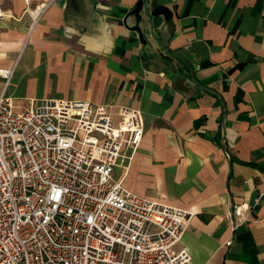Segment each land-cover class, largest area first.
Here are the masks:
<instances>
[{"label": "crops", "instance_id": "crops-1", "mask_svg": "<svg viewBox=\"0 0 264 264\" xmlns=\"http://www.w3.org/2000/svg\"><path fill=\"white\" fill-rule=\"evenodd\" d=\"M47 1L0 0L6 95L139 109L124 185L194 213L176 246L191 264H264V0H148L163 8L153 24L140 0H52L33 22ZM235 206L250 218L233 232Z\"/></svg>", "mask_w": 264, "mask_h": 264}, {"label": "built area", "instance_id": "built-area-1", "mask_svg": "<svg viewBox=\"0 0 264 264\" xmlns=\"http://www.w3.org/2000/svg\"><path fill=\"white\" fill-rule=\"evenodd\" d=\"M51 3L36 6L33 22ZM13 73L0 68V264H191L176 246L194 213L133 192L115 173L143 140L141 111L51 97L20 108L6 95ZM248 210L232 209L231 231Z\"/></svg>", "mask_w": 264, "mask_h": 264}, {"label": "water", "instance_id": "water-1", "mask_svg": "<svg viewBox=\"0 0 264 264\" xmlns=\"http://www.w3.org/2000/svg\"><path fill=\"white\" fill-rule=\"evenodd\" d=\"M163 8L155 6V4L148 2V0H140L136 5L134 12H136L138 19H141V13L144 11L147 19L151 24L154 22V17L158 16L162 12Z\"/></svg>", "mask_w": 264, "mask_h": 264}, {"label": "rangeland", "instance_id": "rangeland-1", "mask_svg": "<svg viewBox=\"0 0 264 264\" xmlns=\"http://www.w3.org/2000/svg\"><path fill=\"white\" fill-rule=\"evenodd\" d=\"M21 97L23 98V97H25V96H21ZM21 97H20V98H21ZM122 161H124V160L122 159ZM122 161H121L120 163H122ZM126 161H127V160H125V162H126Z\"/></svg>", "mask_w": 264, "mask_h": 264}]
</instances>
